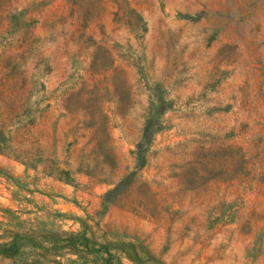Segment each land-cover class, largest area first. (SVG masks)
<instances>
[{"label": "rangeland", "instance_id": "rangeland-1", "mask_svg": "<svg viewBox=\"0 0 264 264\" xmlns=\"http://www.w3.org/2000/svg\"><path fill=\"white\" fill-rule=\"evenodd\" d=\"M118 260L264 264V0H0V264Z\"/></svg>", "mask_w": 264, "mask_h": 264}, {"label": "trees", "instance_id": "trees-1", "mask_svg": "<svg viewBox=\"0 0 264 264\" xmlns=\"http://www.w3.org/2000/svg\"><path fill=\"white\" fill-rule=\"evenodd\" d=\"M148 131V130H147ZM146 134V133H145ZM145 138H148L146 135H145ZM140 147V146H139ZM118 263H120V264H124V263H122V261L121 260H118Z\"/></svg>", "mask_w": 264, "mask_h": 264}]
</instances>
